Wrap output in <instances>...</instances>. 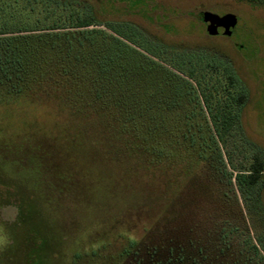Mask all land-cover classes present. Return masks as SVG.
Segmentation results:
<instances>
[{"label":"trees","instance_id":"trees-1","mask_svg":"<svg viewBox=\"0 0 264 264\" xmlns=\"http://www.w3.org/2000/svg\"><path fill=\"white\" fill-rule=\"evenodd\" d=\"M236 1L264 7V0ZM95 14L80 0H0V135H7L0 148L20 153L3 155V161L44 182L49 177L44 170L48 155L61 154L69 136V146L76 151L85 131L81 122L97 117L114 131L116 147L147 166L180 171L192 180L208 177L226 190L230 201L241 198L247 261L264 264V238L251 233L254 218L263 222L259 189L264 184V156L254 154L249 160L239 144H233L237 130L244 133L241 111L248 95L244 88L236 91L243 81L229 59L164 45L157 52L143 44L147 37L134 26L121 24L126 28L119 25L123 32L118 33L113 23H100ZM43 102L65 119L53 110L43 114ZM243 142L253 145L245 136ZM236 155L244 158L238 162ZM57 170L54 182L71 178ZM20 206L0 201V226L19 228ZM7 211L14 212L9 221L3 219ZM21 237L31 249L22 245L20 254L31 262L37 252L28 234ZM224 244L213 263L239 264L224 260L230 248ZM181 252L167 264L188 261ZM196 256L207 260L209 254L200 249Z\"/></svg>","mask_w":264,"mask_h":264},{"label":"rangeland","instance_id":"rangeland-1","mask_svg":"<svg viewBox=\"0 0 264 264\" xmlns=\"http://www.w3.org/2000/svg\"><path fill=\"white\" fill-rule=\"evenodd\" d=\"M80 1L94 9L100 23H113L117 29L121 24L134 26L147 37L143 44L157 52L164 45L229 59L243 81L236 91L244 88L248 95L241 111L244 133L237 130L233 144L236 141L249 160L254 154L264 156V7L236 0ZM204 12L237 17L232 34L208 35ZM43 103V114L54 111L65 119L47 108L51 103ZM81 124L85 127L79 136L81 147L72 151L69 136L61 154L48 155L43 169L49 177L44 182L16 163L3 161V155L19 157L17 148L10 152L0 148V201L8 199L23 210L17 218L19 228L0 226V264H167L182 250L188 258L183 264H214L224 242L230 246L226 262L251 264L243 244L246 211L241 198L230 201L226 190L208 177L192 180L180 171L147 166L127 149L116 147L114 131L97 117H85ZM244 136L254 146L245 145ZM6 137L0 135V145ZM244 156L236 155V161ZM56 168L71 178L54 182L60 174ZM259 194L264 207V184ZM12 216L14 212L7 211L3 219ZM262 218L263 222L251 221L256 238H264V212ZM237 227L238 233H229ZM23 234L37 252L31 262L20 254ZM200 249L207 250V260L196 256Z\"/></svg>","mask_w":264,"mask_h":264},{"label":"water","instance_id":"water-1","mask_svg":"<svg viewBox=\"0 0 264 264\" xmlns=\"http://www.w3.org/2000/svg\"><path fill=\"white\" fill-rule=\"evenodd\" d=\"M237 20L238 18L234 15L219 16L209 12L203 13L206 32L210 36H230Z\"/></svg>","mask_w":264,"mask_h":264}]
</instances>
